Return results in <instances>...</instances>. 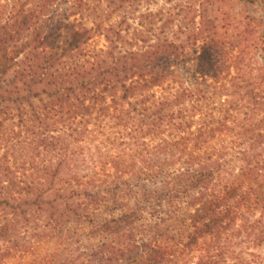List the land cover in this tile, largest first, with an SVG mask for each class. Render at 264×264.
Returning a JSON list of instances; mask_svg holds the SVG:
<instances>
[{"label": "trees", "instance_id": "trees-1", "mask_svg": "<svg viewBox=\"0 0 264 264\" xmlns=\"http://www.w3.org/2000/svg\"><path fill=\"white\" fill-rule=\"evenodd\" d=\"M231 4L0 0V264H264V0Z\"/></svg>", "mask_w": 264, "mask_h": 264}, {"label": "rangeland", "instance_id": "rangeland-1", "mask_svg": "<svg viewBox=\"0 0 264 264\" xmlns=\"http://www.w3.org/2000/svg\"><path fill=\"white\" fill-rule=\"evenodd\" d=\"M231 5L234 6L235 9L238 8L237 5H235L236 3V0H231ZM264 13V10H263V5L261 4V6H258L257 8H254V9H247V10H244L242 16H248V17H260ZM104 45V42L103 40L100 38V37H94V39L92 40L91 42V47H102Z\"/></svg>", "mask_w": 264, "mask_h": 264}]
</instances>
